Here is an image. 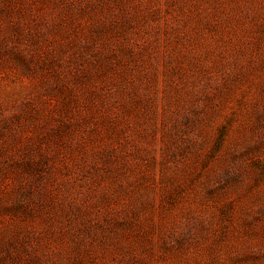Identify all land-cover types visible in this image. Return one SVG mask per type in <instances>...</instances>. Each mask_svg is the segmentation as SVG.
Instances as JSON below:
<instances>
[{
	"label": "rangeland",
	"instance_id": "1",
	"mask_svg": "<svg viewBox=\"0 0 264 264\" xmlns=\"http://www.w3.org/2000/svg\"><path fill=\"white\" fill-rule=\"evenodd\" d=\"M0 264H264V0H0Z\"/></svg>",
	"mask_w": 264,
	"mask_h": 264
}]
</instances>
